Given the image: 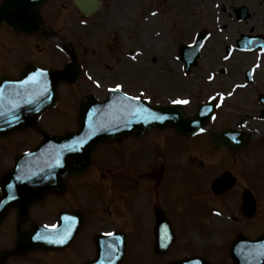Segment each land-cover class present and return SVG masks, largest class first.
<instances>
[{
	"label": "flooded vegetation",
	"instance_id": "af4514ba",
	"mask_svg": "<svg viewBox=\"0 0 264 264\" xmlns=\"http://www.w3.org/2000/svg\"><path fill=\"white\" fill-rule=\"evenodd\" d=\"M52 1L50 0V2ZM54 1L59 2V0ZM108 1L110 0L103 1L102 8L108 10L107 14L115 13L114 1H110L113 3ZM116 2L119 1L115 0ZM57 5L58 3L54 4L55 7ZM2 28L6 29V27ZM16 39V37H12L10 40L16 41ZM4 40H7L6 33L0 32V44H3ZM9 44L7 47L11 45ZM113 50L115 51V48L110 46V51L108 52L113 53ZM23 62H19V60L12 62L10 68L14 72L2 74L7 76L18 75L19 68L26 64ZM178 69L181 71L180 65ZM141 70L143 69L138 66L130 69V71L135 73ZM148 70L151 71L153 69ZM256 81H251L250 84H246L244 87L236 88L235 95L238 97L242 89L253 86ZM156 83H159L157 84L158 86L152 85L149 96L156 98L161 95L165 96V91L163 92L161 89L163 82L157 80ZM159 90H161V93H159ZM252 92H254L255 96L264 93V91H258L256 87L252 88ZM215 93V100H213L215 105L214 114L209 119L214 126L212 127L209 124V129L219 131L231 127L245 130V127L242 126L243 122L257 120L260 105L258 100L253 99L251 102L244 101L246 103L245 106L248 108L245 109L247 115L237 116V111L232 108V113H229L232 114L231 118L226 119L229 115L226 113L228 104L224 107L225 112L222 115L224 118L216 115V108L220 105L218 100L219 97H223V91L215 89L211 94L214 95ZM174 96L178 98L177 95ZM236 104L241 106L240 101H237ZM236 104V109H239ZM195 105L194 101L189 104L191 113L186 111L188 115L193 114ZM253 105H255L257 110L255 109V112L248 115L250 114L248 110ZM222 106H224L223 103L220 107ZM241 117L243 118L241 122H236ZM252 129L260 131V134L250 130V133H248L250 142L244 147H241L237 142L227 141V139H224L225 141L221 145L216 146L212 141L210 131H206V128L204 129L205 134H202L204 130H201L199 135H202L193 142L190 141L188 136L179 135L174 128L154 129L146 133L140 140H136L141 141L157 134H164L166 137L172 135L174 138L185 140L184 145L177 147L180 151L176 158L185 168L183 180L188 178L189 180L186 181H189L191 186L190 189H187V187L182 188V193H180V189L177 186L174 187V185L172 187V182L176 180L169 173L168 164L172 157L167 160L164 157V150L167 146L153 145L155 140L151 138V145L141 149L142 153L150 157V159L145 162L144 166H140L138 162L132 164L127 158L126 143L120 150L125 157L119 153L120 157L118 158V160H123V163L118 164L116 170L114 168L106 170L108 173L116 171L118 179L120 177H129L131 179L130 185L124 179L127 184L126 189H117L116 196L114 194L106 196V191H96L99 194V200L93 205L91 213H87V208L83 201L77 200V190L74 188L89 187V184L86 181H82V179L93 171H95L94 176L96 178L113 177L112 175H103L105 172L97 162V151L94 152L92 165L87 171L78 176L67 177L63 190H60L59 186L56 189L57 191L37 192L36 195H40L42 198L40 201L32 203H29L27 199L29 197L27 191L31 187V183H11L7 178L8 175L5 174L13 162V157L11 159L9 157L10 154H8L9 159L0 157V264H34L35 262L33 261L37 257H39L38 260L41 259L39 254L42 255L45 262L50 264H58L61 257L69 259L63 264H82L97 255L98 246L96 242L99 241L95 239V235L107 233H113V238L104 239V242H112L110 249L111 258L104 264H114L112 257L118 252L120 242H126L124 257L120 264H133L135 257H130L131 260L129 258L130 247L133 248L130 244L131 242H136V238L133 240V233L137 236L138 231L143 232L144 229L150 233L148 242H151L152 253L158 262L160 264H172L173 261L180 259L171 258L172 252L177 247L178 236L175 239L176 242L174 241L165 253L157 255L154 251V246L155 242H160L161 239L156 236V230L175 231L174 222L172 221L173 217L175 218L180 213H183L189 219L185 218L186 222L190 221L191 223L194 221L195 217L193 215L196 212L200 214L198 217V220H200L199 227L195 225L190 230H202L204 232L203 235L210 238H208V242L212 243L210 245L198 243L196 244L198 249L194 251L188 249L190 253H194H184L182 257L200 255L208 260L210 264H236L233 260V253H230L231 246L237 243V247L247 248L248 242H243L246 239L245 237L253 238L259 235H252L250 231L254 228L264 227V123H262V126L252 127ZM254 136H260V140L251 142ZM204 137L205 141L202 140ZM7 138L0 139V149H5L9 153L4 145ZM164 139L162 138L161 144H163ZM127 140L135 141L133 138H128ZM123 141L119 142V144L114 143L111 145L118 149V146L123 145ZM191 145H195L194 148H196L190 149ZM253 148L255 149L250 155ZM190 150L196 154L197 162L190 158ZM199 150L204 151L205 158H202L204 161L197 154ZM254 153H258L257 157L256 155L253 156ZM189 162L196 164V170L190 167ZM249 164L252 169L254 165L255 169L251 170L248 166ZM252 175L261 180L259 186L255 178L252 182L249 180ZM120 186L119 184L118 187ZM62 213H64V216H62ZM134 214L143 217L142 224L146 228L142 226L133 228L134 221H130V217ZM54 225H56V229L64 233L68 230L77 229V233L71 243L67 247L58 250H52L51 248L42 250L35 247L38 240L37 237L42 235L40 232L44 230V227ZM236 237L241 239L238 242H234ZM83 239L88 242L87 246L90 252L88 255L77 257V248L82 246L79 242H82ZM171 240L172 237L168 236L165 242H171ZM179 240L187 242L181 238ZM193 243L195 244V242ZM132 248L130 250L131 253ZM242 251V249H236L235 253ZM245 251L247 252V249ZM163 255L164 257L162 258L161 256ZM46 258H50V261ZM157 260L155 259V261Z\"/></svg>",
	"mask_w": 264,
	"mask_h": 264
},
{
	"label": "rangeland",
	"instance_id": "374dc122",
	"mask_svg": "<svg viewBox=\"0 0 264 264\" xmlns=\"http://www.w3.org/2000/svg\"><path fill=\"white\" fill-rule=\"evenodd\" d=\"M123 2L114 3L116 7L115 13L107 14L108 10L102 9L94 19H90L88 23L86 22L85 24L80 23L79 19L81 20V17L79 16V12L71 7L73 5L66 7L65 4H61V7L65 8L66 17L71 15L78 17L77 23L74 25L72 24V27L77 26L71 29L73 32L67 28H63V33L68 40L73 41L74 51L81 59L83 72H81L79 84L84 83V85L73 86L75 88L74 92L72 91L73 89L71 90L70 86L61 85V95L59 94L60 103L58 107L55 111H52V113L50 112V114L44 116L42 120L44 123L43 127L46 128V131L50 130V132L54 133H63L74 128V114H77L79 102L86 97L87 93L94 94L99 100L103 99L106 88L118 82L115 81L116 79H123L124 85H126L127 89H132L131 91L136 90L137 92H141L147 89V91H145L146 94H149L153 84H159L156 83V81L159 80V82H163L162 86H160L163 92L165 91V96H160V100L162 99V101H168L173 98L174 95H181L183 97H190L192 100L199 102L200 100H204L206 96L215 89L223 87L222 89L227 90L232 83L244 80V72L254 61V54L239 53L236 51L228 61H222L221 57L224 55L226 45L229 43V45L235 46L236 40L239 39L242 34L264 35V0H154L153 2L150 0H124ZM57 3L58 1L53 0L49 7L55 8L54 4ZM217 4L218 7L216 8L215 6ZM223 4L226 6V12L221 10ZM242 4L249 8L251 18L243 22H238L234 18L232 7L235 8ZM50 8L47 9L45 13L43 11V16L45 15L44 19L55 21L57 14L55 13V9ZM138 12L140 13L139 16ZM218 12L222 13L220 23L214 18V15ZM119 13L121 14L119 15ZM253 13L256 15L253 16ZM104 14L107 15L106 18H102ZM218 25L220 28H223V31L220 33L217 30ZM200 30H206L220 35L215 37V35L212 34V36H210L197 60L196 68L198 67V69L194 72V83H188L183 80L181 71L178 69V66H176V64L181 63L177 57V55L179 56L178 45L181 43L193 42L195 35ZM213 30L215 31L213 32ZM4 33H6V38L8 39L4 40L3 44L0 45L5 44L8 46V43H10L11 45H9L11 47L13 46V49L7 47V50H5L4 47H0V75L2 73L9 74L14 72L10 68V63L15 60H20L19 53H22V50L25 54H23L21 60L33 59L38 66L58 65L65 59L64 54L57 49L53 38H49V40H39L37 37H28L26 39L28 48L23 44L25 48H19L17 52L14 46H17L15 44L19 43V41H11V33ZM108 33L109 36H115V39L110 43L112 47L117 48V51L113 50V53L108 52V45L105 47V38ZM78 42L80 44H78ZM29 43L31 45L36 44L34 47H36L38 52L33 50L32 47L29 46ZM43 43L45 47H43ZM134 51H136L137 54H135ZM133 62H139L145 65L138 66L146 68L147 70L144 69L145 71L141 70L137 73L132 71V75L127 73L126 70L128 67L120 71L118 69L115 70L118 64H129ZM223 66L226 70L229 69V72L221 74L218 69ZM148 67H154L155 69L149 71ZM211 71L219 73V75H216L217 77L214 81L207 82L206 78ZM256 80L253 86L242 89L237 98L242 101L251 102L252 99H256L254 92H252L253 87H256L258 91H264V66L263 68L261 67V71H257ZM159 93H161V90H159ZM234 99L235 98L226 106L228 107V111H226L228 114L232 113V108H237ZM236 105L239 106L238 104ZM255 109L257 110L255 105H253L251 110H248L250 115L255 112ZM238 111L239 110H237V112ZM224 112L225 108L223 109V113ZM245 112L247 111L241 112L240 115L246 114ZM220 115L223 114L220 113ZM231 115L232 114H229L226 119H230ZM220 117L224 118L222 116ZM237 120L240 121L239 119ZM251 132L254 131L251 130ZM38 135V132L28 129L27 131L15 135L16 137L12 136L7 140V143H10L7 145L10 148V152L7 153L5 149H0V157L2 159H9L10 156L8 157V154L11 153L10 155L12 156L17 149V152H21L33 148L36 143H38ZM151 138L155 140L153 145L160 144L167 146L164 150L165 160L172 157L168 164L170 168L169 173L176 180L172 182V187L174 185V187L177 186L180 189V193H182L181 190L184 187L190 189V182L186 181L189 179L183 180L185 168L176 158L180 151L177 147L179 145H184L185 140L174 138L172 135L166 137L164 134H157L151 136ZM151 138L129 142L125 140L122 142V146H118V149L112 146H106L104 149L100 148L96 152L97 162L102 166L105 172L103 175H112L113 177L96 178L94 176L95 171H93L82 179V181H86L89 184V187L83 186L79 189L74 188L77 190V200H81L85 203L87 213H91L93 205L99 200V194L96 191H106V196L112 194L116 196L117 189H126L127 184L125 180L130 185L131 179L129 177H120L118 179L116 171L108 173L106 170L109 168H114V170H116L118 164L123 163V160H118V158L120 157V150L125 144L127 143L126 155L127 158L130 159V162L132 164L138 162L140 166H144L145 162L150 159V157L142 153L141 149L151 145ZM162 138H165L163 144L160 143ZM257 139L258 137L254 136L253 142ZM202 140L205 141V137ZM194 146L195 145H191L189 148L195 149L196 147L194 148ZM254 149L255 148L251 150L250 155ZM258 153H254L253 156L256 155L257 157ZM189 154L190 158L197 162L196 154L191 150ZM197 154L199 158H205L203 150H199ZM122 156L124 155L122 154ZM192 160L190 161L192 162ZM202 161H204V159H202ZM189 165L196 170V164H191L189 162ZM248 166L251 170L255 169L254 165L253 169L250 164ZM254 178L257 180L259 186L261 180L254 175H252L249 180L252 182ZM170 179L172 178L170 177ZM119 184L121 185L120 187H118ZM180 215L175 218L173 217V226H175L176 229V236H179V238L187 242L179 240L177 247L171 254V258H181L182 254L190 253L188 249H191V251L198 249L196 245L198 243H203L204 245H210L212 243L208 242L210 238L204 236L202 231L196 235V232L190 230L195 225L199 227L200 220H198V217L200 214L198 212L193 215V217H195L193 222L190 223V221H188L189 225L185 220L186 217L184 214L180 213ZM142 220L143 217L138 214H134L130 217V221H134L133 228H138L139 226L146 228L142 224ZM260 233H264V227L254 228L250 231L252 235ZM195 237L198 241L194 244L193 238ZM135 238L136 242H131L130 244L133 246V248L130 247V250L132 248V253L129 250V258L135 257L133 264H160L152 253L151 242H148L150 239L149 231H146V229H144L143 232L138 231L137 236L133 233V240H135ZM79 244H82V246H78L77 248V257H81L85 254L88 255L90 252L87 246L88 242H85V239H83ZM205 250L208 252L206 248ZM39 256L41 259L38 260L39 257H37L36 260L33 261L35 262L34 264H50L44 261L42 255L39 254ZM161 257L163 258L164 255ZM46 259L50 261V258ZM155 259L157 261H155ZM68 260L69 259L61 257L58 264L66 263Z\"/></svg>",
	"mask_w": 264,
	"mask_h": 264
},
{
	"label": "water",
	"instance_id": "95a60500",
	"mask_svg": "<svg viewBox=\"0 0 264 264\" xmlns=\"http://www.w3.org/2000/svg\"><path fill=\"white\" fill-rule=\"evenodd\" d=\"M41 1L42 0L4 1L0 6V23L4 17L8 19V16L10 14L12 16L17 15V18L13 19L12 21L9 18V23L12 25V27L17 30L29 29V23L32 22L33 17L35 18V9ZM20 11H23V13L26 14L25 17L24 15H20ZM74 72L75 71L73 70L70 71L65 69L62 71L50 72L49 75H51L49 81L51 92L55 95L57 83L61 80L72 79L74 77ZM0 80H2V78ZM14 96L16 95L7 89H3L0 92L1 101H8ZM95 103V101L92 102L91 100H89L83 103V105L81 106V112L79 116V128L77 131L71 132L64 136H61L60 138L55 139V141L65 140L66 142V148L61 150V152L59 153V159L61 164L58 170H56V174L59 175V177H62L67 173L78 171L80 168L86 166L90 162L91 151L97 144L105 142L112 138H119L122 135H127L128 133H132L135 131H137L138 133L149 126V121L144 122L143 119L145 118V115L141 114L140 118H135L134 120H132L133 122L130 128L113 131V129H109L108 126L111 121L115 122L116 120L122 118V103L115 102L114 104V102L112 101H106L103 105L99 104V106H97L98 104L95 105ZM47 105L48 104L46 102L45 107ZM14 106L15 105L13 102H8L2 107V110H9ZM142 109L145 111L144 108ZM156 109H162L164 111L161 114L162 116H165V112L167 113V110L170 111L168 107ZM19 111L21 112V110ZM94 112L97 114L95 118L98 120V123L90 127L89 118L94 115ZM16 119H19V117H17ZM21 120L22 119H19L13 124L1 127L0 134L15 126L17 127L18 125L22 124ZM167 121L168 124L170 123V125H173L170 122V119H168ZM154 125L156 124L154 123ZM84 130L86 131L84 132ZM83 136L85 137L83 138Z\"/></svg>",
	"mask_w": 264,
	"mask_h": 264
},
{
	"label": "snow or ice",
	"instance_id": "6c2138e0",
	"mask_svg": "<svg viewBox=\"0 0 264 264\" xmlns=\"http://www.w3.org/2000/svg\"><path fill=\"white\" fill-rule=\"evenodd\" d=\"M225 59H227V57H225ZM34 79H35V75L29 77V80H34ZM120 87H121V85L117 84L116 85V89H113V91L119 89ZM229 95H230V93H229ZM131 99L137 100V99H139V97H132ZM172 103H174V104H187L188 101L187 100H173ZM0 114H2V113H0ZM201 130H203V129H201ZM53 227H55V226H53ZM107 235L108 236H112L113 234L112 233H107ZM58 242L59 243H64V240H60Z\"/></svg>",
	"mask_w": 264,
	"mask_h": 264
}]
</instances>
